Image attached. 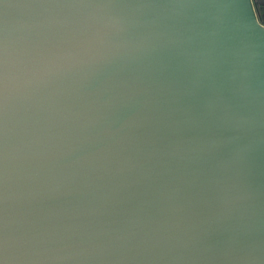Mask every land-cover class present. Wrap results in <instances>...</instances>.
I'll use <instances>...</instances> for the list:
<instances>
[{
    "label": "water",
    "instance_id": "water-1",
    "mask_svg": "<svg viewBox=\"0 0 264 264\" xmlns=\"http://www.w3.org/2000/svg\"><path fill=\"white\" fill-rule=\"evenodd\" d=\"M0 264H264L251 0H0Z\"/></svg>",
    "mask_w": 264,
    "mask_h": 264
},
{
    "label": "flooded vegetation",
    "instance_id": "flooded-vegetation-1",
    "mask_svg": "<svg viewBox=\"0 0 264 264\" xmlns=\"http://www.w3.org/2000/svg\"><path fill=\"white\" fill-rule=\"evenodd\" d=\"M258 22L264 27V0H251Z\"/></svg>",
    "mask_w": 264,
    "mask_h": 264
}]
</instances>
